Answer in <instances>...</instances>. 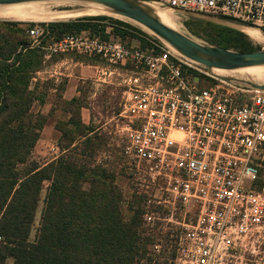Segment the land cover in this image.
<instances>
[{
	"label": "built area",
	"instance_id": "obj_1",
	"mask_svg": "<svg viewBox=\"0 0 264 264\" xmlns=\"http://www.w3.org/2000/svg\"><path fill=\"white\" fill-rule=\"evenodd\" d=\"M152 1L264 30V0ZM27 34L46 58L76 53L97 59L100 77L107 67L120 77L124 156L160 193L156 203L184 212L182 223L159 217L177 225L172 264H224L250 243L264 246V91L219 80L151 36L122 42L85 31L56 40L38 24ZM200 76L212 83L202 85ZM153 212L144 213L147 224L156 221ZM162 241L142 264H156Z\"/></svg>",
	"mask_w": 264,
	"mask_h": 264
},
{
	"label": "trees",
	"instance_id": "obj_2",
	"mask_svg": "<svg viewBox=\"0 0 264 264\" xmlns=\"http://www.w3.org/2000/svg\"><path fill=\"white\" fill-rule=\"evenodd\" d=\"M108 21L131 28L109 16L84 17L42 27L56 40L85 31L104 39H131L133 35L120 26L113 29L99 25ZM34 25L0 23V264H9L8 259L13 264H142L144 259L151 258L150 248L156 238L140 236V228L144 231L146 227L141 210L134 211L129 222L124 221L121 191L105 169H88L66 156L43 166L31 161L47 123V116L31 110L35 101L44 102L31 87L34 73L44 68V51L32 47L27 34ZM210 28L205 35L209 44L241 52L261 49L238 30ZM142 45L147 43L142 40ZM192 73L199 77L189 72ZM200 81L205 82L204 86L212 83L205 76H200ZM72 103H76L75 98L66 104ZM79 126H84L81 118ZM76 141L72 139L66 149ZM46 183L49 186L41 201ZM39 209L37 234L31 240ZM141 242H147L146 247L140 246Z\"/></svg>",
	"mask_w": 264,
	"mask_h": 264
},
{
	"label": "rangeland",
	"instance_id": "obj_3",
	"mask_svg": "<svg viewBox=\"0 0 264 264\" xmlns=\"http://www.w3.org/2000/svg\"><path fill=\"white\" fill-rule=\"evenodd\" d=\"M146 2L154 4L156 10L165 17V20L169 24L177 26L180 32L200 42L208 43L205 41V35L212 29L210 26L235 29L234 27L237 25L235 21L225 20L220 17L201 14L189 15L178 10L160 6L152 0H147ZM78 10H81V6L75 4L60 2L43 3L33 6V8L13 10L14 12H21L22 15L15 17L2 16L0 17V23L23 22L43 25L56 22H68L71 20L61 18L59 15L73 13ZM5 14L6 12L0 13V15ZM55 14L58 16H55ZM114 19H118L131 26V28L126 29L133 35L131 37L132 39L134 37H139L141 39H144L143 37L150 38V33L141 26L126 19ZM99 25L112 27L113 29L120 26L113 21L102 22ZM118 28L123 29L121 26ZM108 29L112 31L111 28ZM241 29L243 33L249 37L248 41L253 46L264 49V30L253 27H242ZM30 41H32V39H30ZM43 54L44 68L34 73L31 87L32 89H36L37 95L39 97L41 96L44 102L35 101L31 110L33 113H42L47 116V123L41 133V139L32 152L31 161L43 166L60 157L66 156L69 157L70 160L76 159L78 164L84 165L88 169H105L107 175L113 178L115 184L121 191L122 200L120 202V209L125 222H129L134 215V211L138 209L143 213L151 210L154 211L153 214L156 217V221L153 224H147L143 219L146 227L144 231L140 228V236L142 238L155 237L162 239L163 241L161 243L164 247H161V253L154 257L155 263L172 264L175 253V243L174 241L170 242L169 239L171 234L175 232L174 228L177 225L161 220L159 217L170 219L173 215L175 220L181 221L182 223L184 212L181 211V208H173L168 204H166L165 207H161V205L156 203L157 199H160V193L152 186L147 187V183L144 181L143 177L133 169L124 156L122 138L117 132V126L121 125V121L118 118L122 99L120 77L117 74L110 75L112 71L110 67H107L106 74L100 77V69L96 67L100 66L101 63L97 60L95 62L91 61L92 59H88V57L76 53L57 54L49 58L45 57V52H43ZM61 60L64 62L67 60L68 62L77 61L86 67L84 68L86 72L83 74L84 80L83 83H81L82 86L79 87V96L75 98L76 103L70 105L66 104L68 101L63 98V91L60 93L58 90L62 87L60 85L61 82L58 81L55 83L52 80L54 78L49 77L51 71L52 73L55 71L62 73L67 71V66H57L55 68L58 62H62ZM87 66H94L95 68H89ZM79 70L80 66L78 70H75V74L81 75ZM238 72L239 71H233L232 73V71H229L222 73L221 76L225 77L227 73L226 77L264 85V78L256 79L247 72L244 73L245 76L241 77ZM201 84L204 85L205 82ZM52 88H57V91L51 93L50 89ZM49 101H52L56 106L39 107V105H43ZM77 103L85 107H78ZM82 108H86V110ZM44 109H48L49 113H43ZM79 118H81L84 126H79ZM51 124L56 131L49 128ZM63 134H66V136H63ZM80 135H83V138H81ZM74 138L77 140L75 145L66 149V145ZM48 186L49 183H46L43 187L41 201L44 200L46 188ZM85 187H88L87 184ZM149 200L153 201L152 204H149ZM39 217L40 209L30 237L31 240H34L36 237ZM190 220H192V216L188 215L186 217V222ZM144 243L147 244V242H141L139 245L146 247ZM246 248H243L244 251L237 250V252H231L224 261V264H264V246L258 249L255 244L250 243ZM254 249H256V252L253 253L252 251ZM7 263L13 264V260L8 259Z\"/></svg>",
	"mask_w": 264,
	"mask_h": 264
},
{
	"label": "water",
	"instance_id": "obj_4",
	"mask_svg": "<svg viewBox=\"0 0 264 264\" xmlns=\"http://www.w3.org/2000/svg\"><path fill=\"white\" fill-rule=\"evenodd\" d=\"M50 2L75 4L81 6V10L97 12V14L92 16H109L129 20L148 31L176 54L193 63L204 66L209 75L230 84L264 91V85L262 84L230 77H219L211 73L213 70L238 71L246 68L264 67V49L253 52H241L200 42L179 30L163 24L155 16L150 3L143 0H0V12L17 6H30ZM236 23L237 25L234 28L242 33V27H251Z\"/></svg>",
	"mask_w": 264,
	"mask_h": 264
},
{
	"label": "crops",
	"instance_id": "obj_5",
	"mask_svg": "<svg viewBox=\"0 0 264 264\" xmlns=\"http://www.w3.org/2000/svg\"><path fill=\"white\" fill-rule=\"evenodd\" d=\"M62 62L61 63H57V65L55 66V68L57 66H67V71H65L64 73L62 72H58V71H55L54 73H52V71L49 73V77L50 78H54L52 79L55 83L60 81V85L62 86L59 90V92L61 93L62 91V95H63V98L67 101H70L72 100L73 98H77V96H79V87L82 86L81 83H83V74H85V70L84 68H86L85 66H83V64H81L80 62H77V61H70L68 62V60L66 62H64L63 60H61ZM79 66H80V70L79 72L81 73V75L79 74H75V70H78L79 69ZM89 68H95L94 66L90 67V66H87ZM77 75V76H76ZM81 81V82H80ZM51 93L52 92H55L57 91V88H52L50 89ZM56 105L53 104L52 101H49L48 103H44L43 105H39V107H55ZM82 107H85V106H82ZM83 110L86 108H82ZM46 113L48 114L49 111L48 109H44L43 113ZM85 123V121H84ZM86 124V123H85ZM50 129H53L54 131L55 128L54 126H51L49 127ZM54 147V146H52Z\"/></svg>",
	"mask_w": 264,
	"mask_h": 264
},
{
	"label": "bare ground",
	"instance_id": "obj_6",
	"mask_svg": "<svg viewBox=\"0 0 264 264\" xmlns=\"http://www.w3.org/2000/svg\"><path fill=\"white\" fill-rule=\"evenodd\" d=\"M151 7L153 8L154 10V14L155 16L165 25L175 29V30H178L177 29V26H174L172 24H169L166 20H165V17L162 16L157 10H156V7L154 4L150 3ZM35 5H30V6H17V7H13V8H9L7 10H4L2 12H6L5 15H0V17L2 16H6V17H15V16H18V15H22L21 12H14L13 10H23V9H26V8H30ZM43 7V6H42ZM1 13V12H0ZM94 14H97V12L93 11V10H78V11H74L73 13H68V14H63V15H59L61 16V18H64V19H77L79 17H84V16H92ZM55 16H58L57 14H55ZM70 19V20H72ZM258 30V29H256ZM259 31V30H258ZM261 32V31H260ZM150 36H153L151 34H149ZM240 73V76H245L244 73H248L249 75H253L256 79H261V78H264V67H253V68H246V69H241V70H238ZM225 72H229V71H219V70H213L211 73L219 76V77H222V73H225ZM233 73V71H232ZM227 75V73H226ZM225 75V77H226ZM231 76V75H230ZM246 81V80H245Z\"/></svg>",
	"mask_w": 264,
	"mask_h": 264
}]
</instances>
